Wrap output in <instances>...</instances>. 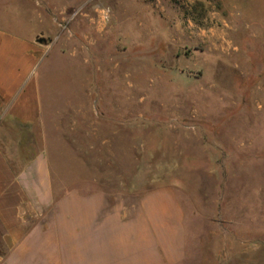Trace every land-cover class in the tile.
Masks as SVG:
<instances>
[{"label": "rangeland", "instance_id": "rangeland-1", "mask_svg": "<svg viewBox=\"0 0 264 264\" xmlns=\"http://www.w3.org/2000/svg\"><path fill=\"white\" fill-rule=\"evenodd\" d=\"M56 9L34 71L56 189L174 186L181 264H264V0H0V30Z\"/></svg>", "mask_w": 264, "mask_h": 264}, {"label": "crops", "instance_id": "crops-1", "mask_svg": "<svg viewBox=\"0 0 264 264\" xmlns=\"http://www.w3.org/2000/svg\"><path fill=\"white\" fill-rule=\"evenodd\" d=\"M66 14L42 10L53 23L31 35L0 30V264H181L186 214L174 186L142 193L55 187L38 131L43 104L34 71L66 36L51 16Z\"/></svg>", "mask_w": 264, "mask_h": 264}, {"label": "water", "instance_id": "water-1", "mask_svg": "<svg viewBox=\"0 0 264 264\" xmlns=\"http://www.w3.org/2000/svg\"><path fill=\"white\" fill-rule=\"evenodd\" d=\"M39 42L42 43V44L47 43V41L45 39H41V40H39Z\"/></svg>", "mask_w": 264, "mask_h": 264}]
</instances>
